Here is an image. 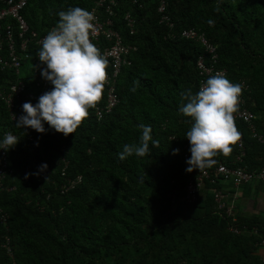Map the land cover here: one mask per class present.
Segmentation results:
<instances>
[{"label": "trees", "instance_id": "obj_1", "mask_svg": "<svg viewBox=\"0 0 264 264\" xmlns=\"http://www.w3.org/2000/svg\"><path fill=\"white\" fill-rule=\"evenodd\" d=\"M94 1L27 0L21 13L28 28L41 34L58 23L60 11L88 10ZM157 2L117 0L115 26L135 50L117 76L118 103L99 120L91 108L72 135L65 137L47 123L45 133H38L17 128L0 100V140L5 131L19 138L6 151L10 172L0 190V209L6 216L0 232L10 238L15 264H263L258 243L264 238V216H235L246 229L229 232L209 192L220 187L216 180H203L195 200H184L187 179L199 169L188 172V159L180 158L192 124L179 112L180 93L198 92L194 59L201 48L168 32L175 35L193 27L204 33L216 47L215 66L230 81L247 83L245 105L264 135V0H164L173 23L169 29L158 23ZM124 11L135 19L131 35L120 22ZM28 62L21 78L33 93L29 101H15L20 116L25 102L35 105L39 99ZM5 74L11 79L8 70ZM2 76L0 72L4 87ZM52 88L48 82L45 92ZM102 97L103 91L99 103ZM235 123L244 136V163L257 167L264 162L263 146L248 136L244 123ZM141 124L151 126L159 147L150 141L146 156L120 160L123 145L139 144ZM174 149L179 153L174 155ZM234 151L233 145L228 156L214 159L229 163ZM60 155L68 161L65 175L81 176L64 194L56 190ZM44 164L47 169L40 171Z\"/></svg>", "mask_w": 264, "mask_h": 264}, {"label": "built area", "instance_id": "obj_2", "mask_svg": "<svg viewBox=\"0 0 264 264\" xmlns=\"http://www.w3.org/2000/svg\"><path fill=\"white\" fill-rule=\"evenodd\" d=\"M135 3L136 0H130ZM27 0H0V72L6 77L5 71L8 70L11 74V79H5L6 85L0 86V100L3 103L7 117L10 121L16 122L20 117L15 112V101L24 98L29 101L32 97V90L26 87L24 80L21 78V69L28 62V69L34 75L33 85L38 88V98L45 93L48 87V81L42 78L41 70L46 68V65L41 64L37 53L41 47V41L56 25H50L43 33L38 34L34 30L28 28L21 10ZM117 0H95L93 5L88 9L95 19V31L91 33V41L100 50L101 54L108 60L107 81L103 89V97L101 103L97 102L93 108V115L96 120H99L104 114L109 113L118 103V95L116 93L115 84L121 67L130 64L129 55L135 50V45L122 41V36L115 26L116 13L114 11ZM139 5V4H138ZM158 23H162L166 28H172L173 23L165 10L164 0H158L155 6ZM121 25L126 29L129 35L135 31V19L129 11H124L120 17ZM170 37L176 36L179 38L189 39L194 41L201 48L200 52L194 59V67L197 71V90L207 81L210 76L217 72L225 75L223 68L215 66L216 63V47L210 42L203 32L198 31L193 27L182 28L175 35L168 32ZM242 86V94L239 98V110L235 113V120H239L245 124L248 131V136L255 138L263 146L264 151V135L256 130L254 124L255 115L245 105L247 97L248 85L243 79L231 81ZM264 130V120L262 123ZM2 134L3 140L6 133ZM240 140L234 145V155L229 163L216 161L211 168H206L187 179L184 186V200L192 202L196 198V193L203 180H208L210 183L216 182L220 185L221 182L230 183L234 188L256 181L264 184V162L257 167L249 168L244 163L245 147L244 136L241 131ZM12 133V132H11ZM13 134V133H12ZM14 135V134H13ZM190 143L187 142L182 146L180 158L189 159ZM59 175L60 182L56 185V190L59 194H64L71 190L80 182L81 176L75 175L72 177L65 175L67 167V159L59 156ZM10 168L7 165L6 151L0 149V190L3 189V179ZM12 187H9V189ZM214 203V211L227 219V230L231 233L238 234L246 229L239 226L235 220L234 199L235 194L225 190L222 187L210 188ZM170 199H173V194H169ZM6 216L0 209V224L6 227ZM254 228L251 231L254 232ZM259 247L264 248V238L259 243ZM264 264V259H262ZM0 264H15L10 238L5 232H0Z\"/></svg>", "mask_w": 264, "mask_h": 264}, {"label": "clouds", "instance_id": "obj_3", "mask_svg": "<svg viewBox=\"0 0 264 264\" xmlns=\"http://www.w3.org/2000/svg\"><path fill=\"white\" fill-rule=\"evenodd\" d=\"M58 16V23L43 38L37 53L41 64L46 65L41 76L53 88L43 93L35 105L25 102L22 105L24 114L15 124L17 128L45 133L44 124L47 123L67 137L75 133L88 117L89 109L95 108L100 100L107 81L108 60L91 41L95 17L90 11L74 7L60 11ZM207 23L212 26L214 21L209 19ZM241 94L242 86L219 72L210 76L195 94L191 89L180 93L179 112L192 120L185 136L191 153L186 161L188 172L211 168L215 156H228L232 152V146L241 138L235 123ZM139 127L142 129L139 144L123 145L118 153L120 160L133 155L146 156L150 152V141L159 147V141L152 138L151 126L141 124ZM18 141L17 136L6 133L0 141V149L7 151ZM178 153L179 149L173 150L174 155ZM46 169L44 164L40 171Z\"/></svg>", "mask_w": 264, "mask_h": 264}, {"label": "crops", "instance_id": "obj_4", "mask_svg": "<svg viewBox=\"0 0 264 264\" xmlns=\"http://www.w3.org/2000/svg\"><path fill=\"white\" fill-rule=\"evenodd\" d=\"M220 187L235 194V216L249 219L254 216H264V185L250 181L234 188L230 183L221 182ZM259 255L264 259V248H259Z\"/></svg>", "mask_w": 264, "mask_h": 264}, {"label": "rangeland", "instance_id": "obj_5", "mask_svg": "<svg viewBox=\"0 0 264 264\" xmlns=\"http://www.w3.org/2000/svg\"><path fill=\"white\" fill-rule=\"evenodd\" d=\"M2 79H3V81L6 79V80H8L9 78H8V76H6V77H4V76H2ZM5 82V81H4ZM263 184V183H262ZM264 185V184H263Z\"/></svg>", "mask_w": 264, "mask_h": 264}]
</instances>
